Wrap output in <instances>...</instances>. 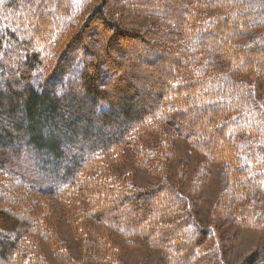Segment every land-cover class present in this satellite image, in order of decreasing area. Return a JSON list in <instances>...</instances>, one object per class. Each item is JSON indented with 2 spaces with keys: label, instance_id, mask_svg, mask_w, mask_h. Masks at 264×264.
<instances>
[{
  "label": "trees",
  "instance_id": "1",
  "mask_svg": "<svg viewBox=\"0 0 264 264\" xmlns=\"http://www.w3.org/2000/svg\"><path fill=\"white\" fill-rule=\"evenodd\" d=\"M175 139L222 167L217 221L264 206V0H0V264H51L28 237L56 264H125L139 243L205 264L224 240L197 216L206 171L172 180ZM126 153L157 182L115 175Z\"/></svg>",
  "mask_w": 264,
  "mask_h": 264
},
{
  "label": "rangeland",
  "instance_id": "2",
  "mask_svg": "<svg viewBox=\"0 0 264 264\" xmlns=\"http://www.w3.org/2000/svg\"><path fill=\"white\" fill-rule=\"evenodd\" d=\"M154 20L150 17L143 18L133 26L142 27ZM32 83L35 87H40L38 74L35 75ZM202 168L206 171V183L199 192L193 194L198 201L197 216L203 226L210 225L220 229L210 245L218 243L220 239L224 240L220 244V252L215 253L205 264H239L252 251L259 252L264 258V206H239L233 222L217 221L212 214V209L224 184L222 167L205 163L185 140L175 139V157L170 166L172 180H175L177 176L182 177V188L185 190L195 174ZM113 173L120 177L129 175L131 181L137 186L157 182L156 177L152 176L146 168L135 167L132 155L128 153L114 168ZM40 202L42 204L41 219H49L53 224L58 225L59 232L68 242L71 253L80 259L77 242L70 236L66 223L61 221L59 205L51 199V196H41ZM28 239L40 248L41 253L51 264H56L54 257L40 241L30 237ZM159 255L158 250L148 248L145 243H139L132 250L126 251L122 258L125 264H160ZM260 262H264V259Z\"/></svg>",
  "mask_w": 264,
  "mask_h": 264
},
{
  "label": "bare ground",
  "instance_id": "3",
  "mask_svg": "<svg viewBox=\"0 0 264 264\" xmlns=\"http://www.w3.org/2000/svg\"><path fill=\"white\" fill-rule=\"evenodd\" d=\"M132 74V73H131Z\"/></svg>",
  "mask_w": 264,
  "mask_h": 264
}]
</instances>
